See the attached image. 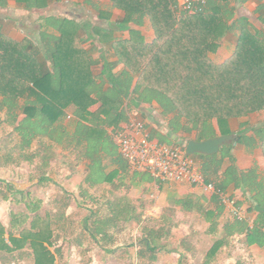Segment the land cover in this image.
Segmentation results:
<instances>
[{
	"label": "trees",
	"instance_id": "16d2710c",
	"mask_svg": "<svg viewBox=\"0 0 264 264\" xmlns=\"http://www.w3.org/2000/svg\"><path fill=\"white\" fill-rule=\"evenodd\" d=\"M15 1L24 9H44L59 0ZM109 1L124 12L123 26L141 25L147 20L153 38L146 40L130 29L129 38L114 39L112 30L67 17H43L40 40L36 42L29 37L12 38L0 21V111L5 124L11 127L9 146L1 148L4 154L0 158L5 164H30L38 157L46 163L52 159L54 149L60 148L72 155L75 163L85 162L83 192L106 183L123 185L126 176L131 186L152 177L148 172L130 171L108 132L126 120L122 105L125 99L132 105L155 99L168 113L183 120L184 131L194 130L198 141L214 135L212 120L225 135L231 132L230 119L264 111V33L248 21L229 24L224 18L228 10L211 1L203 12L195 14H176L170 0ZM6 5L7 0H0V7ZM235 25L237 34L231 54L220 62L211 59L210 54L217 52L221 40ZM82 31L97 35L100 43L106 42L117 62L136 77L131 91L115 80L114 86L122 92L117 99L110 100L102 92L96 97L92 94L94 61L83 46ZM97 103L98 107L91 110ZM176 119L170 121V126ZM252 135L250 139L240 132L237 141L245 145L256 142L264 156V125L253 127ZM35 144L39 148L33 149ZM230 148L223 146L213 155L197 154L200 170L204 182L212 183L223 194L238 189L249 194L246 211L256 212L251 224L246 219L230 217L220 229L224 204L217 193H212L207 205L190 196L172 201L184 211H199L209 224L208 232L214 240L203 264H210L234 236H243L247 246L264 247V181L258 179L254 168L238 169L228 153ZM227 156L231 160L225 165ZM49 180L52 181L46 175L39 177V182ZM26 204L33 215L11 213L15 231L6 230L0 222V254L29 252L32 264H55L56 253L51 247L59 239L56 226L64 211L58 209L41 216L39 202ZM236 204L240 206L241 202L236 200ZM105 205L106 214L92 210L83 221L86 233L94 239L107 243L111 238L109 227L119 220L146 222L127 196L108 200ZM170 210L174 211V207ZM159 218L164 225L140 226V252L149 253L150 262L158 259L159 252H178L180 257L183 254L178 247L169 249L162 242L171 236L176 224L164 213Z\"/></svg>",
	"mask_w": 264,
	"mask_h": 264
},
{
	"label": "rangeland",
	"instance_id": "374dc122",
	"mask_svg": "<svg viewBox=\"0 0 264 264\" xmlns=\"http://www.w3.org/2000/svg\"><path fill=\"white\" fill-rule=\"evenodd\" d=\"M78 1L82 2L83 0ZM13 4L11 8L0 7V21L4 31L13 33L18 38L29 37L36 42L40 40V25L36 26L34 22L36 17L54 13L56 15L44 18H55L63 13L59 9V4L47 6L42 10L24 9L19 4ZM68 4L71 2L68 1ZM83 8H79L80 11L77 14L84 15L89 21L104 24L95 18L97 10L93 6L90 8L84 5ZM42 21L40 18L38 19L39 24ZM111 26L114 25L111 24L109 27ZM149 27L150 25L145 30H149ZM225 43L229 45L226 48L227 51L222 52V55L228 56L233 48L232 40L229 39ZM250 120L251 124L257 127L264 122V116L263 114L251 116ZM10 132L11 127L5 124L4 113L0 111V156L4 154V151L1 150L2 146H9L7 137ZM37 148L39 145L35 144L33 149ZM49 161L43 163L42 159L38 157L30 164L21 162L8 165L5 164L3 158H0V222L6 230L15 231L16 224L11 225V213L14 215L24 212L31 217L33 212L27 207L28 201L39 202L38 213L41 216L48 212L54 214L58 209H62L64 214L56 226L59 239L55 246L51 247V250L56 253L55 264L204 263L205 253L214 238L205 234L204 226L200 224L196 215L180 213L175 209L171 211L173 198L160 197L151 187L144 188L140 197H129L138 211L143 213L142 219H145L146 222L137 224L123 220L117 221L115 226L108 229L111 238L107 243L99 238L94 239L89 236L83 227L85 217L92 210H98L101 215L106 214V201L120 197L121 193L127 195L125 191L129 189L130 193L132 188L129 186L127 188L125 182H122L123 185L120 186L89 187L87 191L83 192L85 185L81 183L80 179L84 177V162L75 163L72 155L69 156L67 152H62L60 148L54 149L53 157ZM41 175H46L52 181L39 182ZM161 213H164L176 224L171 230V236L165 240L162 239V242L165 241L169 249L178 247L183 254L180 257L178 252H159L158 259L155 262H150L147 258L150 254L140 252L141 245L138 243V239L141 237L140 226L144 223L155 227L164 225V222L159 218ZM243 243L242 236H234L230 239V244L220 250L210 264H260L262 262V258L259 259L261 255H255L258 257L256 259L253 249L246 247ZM32 263L33 258L29 252L16 253L15 255L0 254V264Z\"/></svg>",
	"mask_w": 264,
	"mask_h": 264
},
{
	"label": "crops",
	"instance_id": "0c3cea01",
	"mask_svg": "<svg viewBox=\"0 0 264 264\" xmlns=\"http://www.w3.org/2000/svg\"><path fill=\"white\" fill-rule=\"evenodd\" d=\"M68 1H70L71 4H68ZM208 1L209 2L211 1L213 4L215 3L217 5L224 6L226 10H228V13L224 15V18L225 20H227L229 24L238 22L240 20L248 21L254 29L258 30L261 33H264V0H208ZM13 3L17 4L15 0L13 1L7 0V5L5 6V8L13 7L14 5ZM55 4H59L60 11H63V13H60L61 16L58 17H67L69 19H75L79 23L86 22L95 27H101L106 30H112V36L114 37V39L129 38L130 29H134L139 33H141L146 40H151L153 38V30L151 29V27H149V30H145L146 27L149 26L147 20H144L141 25L128 23L125 26H123L122 23H123L124 12L120 9L113 7L109 0H83L82 2H79L78 0H59L50 3L49 6L51 5L54 6ZM84 5L90 8L93 6L97 10V15L95 16V18L104 22V24L96 23L94 21L92 22L91 20L89 21L87 18H85L84 15L77 14V12L80 11L79 8L84 9L83 8ZM49 15H56V14L46 13V15L44 14V16L36 17V19L34 20L35 25L39 26L41 24L38 23L39 18L40 20H42L43 17ZM118 18L120 19L118 20ZM111 24H113L114 26L109 27ZM235 27L236 25L234 26V29L231 32H228L225 35V37H223L217 52L215 54H210L211 59L220 62L231 54L233 48L229 52L228 56H223L222 52L227 51L226 48H228L227 46L229 44L226 45L225 41H228L229 39L232 40V44L234 47L236 34H237ZM7 34L14 39L20 40L23 38V37L18 38L17 35L10 32ZM81 38L83 40L82 42L84 48H86L89 51V54L94 61L91 66L92 75L95 76L94 83L91 89L92 94L96 97L100 94V92H102L110 100L117 99L122 92L120 93V91L117 90V88L114 86L115 80L116 82L119 81L121 83H124L126 87H128V90L131 91L136 83V77L131 76L127 72L123 63L117 62V57L114 55L109 45L106 44V42L100 43V41L98 40V36L92 33L88 34V32L82 31ZM98 105H99L98 103L94 104L93 106L90 107V109L94 110L95 108L98 107ZM122 105L124 107L125 112L127 109L128 113H130L131 115H135L140 120H142L144 123L145 130L148 133L149 137L158 140L160 143L177 145L184 148L188 140L195 139L196 132L194 130H192L189 133L184 131L183 128L185 127V125L183 123V120L176 119L173 113H168L164 109V107H162L161 104L157 102L155 99H152L149 102H142L136 105H132L129 102V99L127 98L123 101ZM260 114H263L264 116V111L255 112L247 116L232 118L229 120V129L231 131L229 134H235L236 139H235V143L230 145L231 148L228 150V153L231 156V159L234 160L235 165L237 166L238 169L247 170L250 168H254L257 172L258 179L264 181V156L262 154L261 149L257 146L256 142L248 141V144L245 145L246 142L244 144V142L240 143L237 141V135L240 132L248 138L253 137L252 128L254 127V125L251 124L250 117L257 115L259 116ZM175 119L176 122L174 123V125L171 124L170 126V121ZM124 122L125 120L120 122L119 126H123ZM263 123L260 125H264ZM210 125L213 127L215 132L214 135L208 136V138L222 135L215 120H212L210 122ZM111 130L112 129L109 128L108 132L112 133L113 130L112 131ZM225 146H229V145H225ZM194 156L195 154L191 155L194 161L200 166V159L198 155L196 154V156L195 157ZM231 159L229 156L224 158L225 165L229 164ZM84 168H85V164H84ZM80 181L82 182V179H80ZM124 182L127 188L129 186L132 188V190L136 189L135 191L131 190L130 193H129V189L125 191L127 195L124 196H127L128 198L131 196L140 197L141 191L146 187H151L158 193L160 197L163 196L164 198H168V199L169 197L176 199V198H186L189 196L200 198V201H202L204 205H207V203L209 202V198L212 195L211 192L205 191L200 185H190L184 182L176 183V182L160 181V180H155L153 177L152 180H144V179L137 180L135 181L134 185L130 186L129 179L126 176ZM103 185L111 186L110 183H106ZM101 186L99 187L101 188ZM138 191H140L139 194ZM122 194L123 193H121V195ZM227 195L234 197L236 198V200H239L241 202L240 206L242 207L244 212H246V216L248 217L247 220L251 224L254 218L256 217V212L255 211L247 212L245 210L247 208V204L249 203L248 200L249 194L248 193L243 194L238 189L235 191L230 190V192H228ZM172 207H174V209L179 211L180 213H189L192 215H196L198 220L201 222L200 224L204 226L205 234L210 235L214 238V235L208 232L209 224L205 222L203 216H201L199 211L197 210L184 211L178 206L175 207L173 202H172ZM230 217L232 218L231 214L229 213L228 207L224 206V213L221 216L219 223L220 229L223 223L226 221V219ZM242 243H243V236H242ZM246 247L253 249L254 257H256L255 255L257 256L261 255L259 257L260 260L262 258V262H260V264H264V247H258L256 245H251V246L246 245ZM208 250L206 251L205 255L207 254ZM256 259H258V257H256Z\"/></svg>",
	"mask_w": 264,
	"mask_h": 264
},
{
	"label": "built area",
	"instance_id": "2783aa9c",
	"mask_svg": "<svg viewBox=\"0 0 264 264\" xmlns=\"http://www.w3.org/2000/svg\"><path fill=\"white\" fill-rule=\"evenodd\" d=\"M176 14H195L203 12L208 0H170ZM70 115L68 116V118ZM123 126L112 132L113 140L121 157L131 171L148 172L155 180L200 185L205 191L217 193L224 206L228 207L232 218L247 220L236 198L217 191L212 183L206 184L200 166L185 148L160 143L149 137L144 123L135 115L128 113Z\"/></svg>",
	"mask_w": 264,
	"mask_h": 264
},
{
	"label": "water",
	"instance_id": "95a60500",
	"mask_svg": "<svg viewBox=\"0 0 264 264\" xmlns=\"http://www.w3.org/2000/svg\"><path fill=\"white\" fill-rule=\"evenodd\" d=\"M235 139V134H225L199 141L190 139L186 142L184 148L187 155H213L218 153L222 146L234 144Z\"/></svg>",
	"mask_w": 264,
	"mask_h": 264
}]
</instances>
